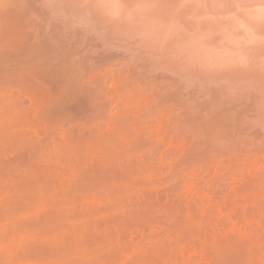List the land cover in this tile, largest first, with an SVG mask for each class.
I'll list each match as a JSON object with an SVG mask.
<instances>
[{"label":"bare ground","instance_id":"1","mask_svg":"<svg viewBox=\"0 0 264 264\" xmlns=\"http://www.w3.org/2000/svg\"><path fill=\"white\" fill-rule=\"evenodd\" d=\"M124 67H125V69L127 68L126 70H127V72H129V73H126V75L129 74L127 76L128 78H126V79L127 80L129 79L128 81L132 84V86H134V88L132 87L133 89L130 91V93L128 92L129 94H127V95L123 94L125 97L120 98V99H124V101H126V104L124 105V109L121 105H119L123 109L121 111L122 113L120 112L121 114L119 113V116L113 117V113H111V111L106 113L107 106L111 105V103H110V101H111L110 100V97H111L110 93L111 92H110V86L108 85V82L111 80L112 76L114 75V72H117L119 74V72H121L123 70L122 68H124ZM126 70L125 71L123 70L124 71L123 73H125ZM118 74H117V76L122 77ZM121 74H122V72H121ZM114 76H116V74ZM124 78H125V76L123 77V79ZM120 79H122V78H120ZM113 81H114V77H113ZM122 81H125L126 84L128 83L127 85H129V82L126 81L125 79ZM122 81H121V84L124 83ZM118 82H119V80L117 82H115V83H117V86L119 84ZM136 82H138L137 87L135 86ZM147 83L148 84L151 83L152 84L151 87L154 88V91L151 90L153 92L152 93L153 95H150L153 97V98L151 97L152 100L148 102L147 99L150 97L149 95H148V98L145 99L146 100L145 103L147 102V105L146 104L145 105L147 106L146 108L149 109V113H150L149 115L151 116L152 113H153L152 115H155V113H157V112H160L159 114H162L165 112V111L162 112L163 110L172 112V115H173V112L175 111V113L178 114L177 123L181 126L184 133L186 132L188 135H191L193 137V140H192L189 136L191 142L186 139L187 142H189L188 144H191L193 141V144L191 146L192 148L190 149V147L186 146L185 148L188 151L186 150L187 151L186 153H185V151L183 152V150L181 151V152H183L181 154V157L183 156L180 159L181 161L177 160L180 158L179 155H178L179 158L176 159L178 162H182L181 164L177 162L178 164H180V168L182 167L181 165L183 163L185 165L186 164L188 165V163L192 162L193 160H195V161L201 160V161L207 162V161H213L214 158L216 160L217 159L216 157L219 155L227 156V154L229 155L228 152L234 148H237L241 151L244 148L247 150V152H248V149H252L255 153L257 150H261V153H263V155L261 154L262 158H264V0H0V134H2L3 132L6 133V135H5V133H3V134L6 136L4 139L6 141L8 140L6 142L7 144L9 141L10 142L14 141L15 143L18 141V144H19V140H20L21 135H20L19 140H18L17 139L18 135L15 134L16 133V131H15L16 122H14V121L17 120L18 118H20L19 120H23V119L25 120V118H27V115L29 114V113L26 114L25 115L26 117L21 119V117H23L22 116L23 114L21 112L22 109H20V106L22 108V106H24V105L22 104V102H19L22 104V105H20L19 103H16L15 101H13L12 100L13 97H11L12 96L11 92H10L11 93L10 95H7V93H4L7 90L10 91L11 89H9V88H12V89H13V87L19 88L20 89L19 91H22V92L23 91L25 92L27 90L28 94H30V96H32L34 99V104L31 102L34 105L33 109H35V105L37 108V109H35L36 112L34 111V113L36 114L38 111V113H37L38 116L41 115V117L44 121L53 122L56 119L58 120V118H60V117H64V116L67 117V116H72V115H73L72 117H74V115H79V114H80V116H78V117L76 116L77 119L81 116L82 117L84 116L86 118V121L87 120H93L95 118L98 119L100 117L103 118V116H105L104 119L107 118V120L106 119L105 120L103 119V120L107 121V124L109 125V127L107 126L109 131L106 130L107 128L103 129V132L108 131L106 134H104V133L101 134V132L99 131L103 127L101 129L100 128L98 129L99 132L96 130L95 127L90 128L91 130L88 128L89 129L88 131H85V129H82L85 126L79 127L81 130L76 132L75 134H73V138L71 140L73 143H70V145H72L71 146L72 152L71 151L70 152L73 154V155H71V157L74 156L73 158H75V159L72 158L73 161L71 160V157L69 156L71 153L69 152V150H68L69 153H66L67 154L66 156L70 157L71 162H76L80 166L82 165L81 167H83V168H81V169L85 170L84 174H86L87 181L91 184V186L94 185L93 186L94 188H96V189L100 188L99 190L101 193L103 190L107 189L108 186H110L109 185L110 183H112V184L117 183V182H114V180L117 181V176H119V174H117V173L119 171L121 172V170L118 171V169H119V167L121 169L122 163H123V162H121V160H122V155L120 154L121 148L125 147L127 145L126 143H128L131 145V146L127 145V146H129V149H131V151L133 153L135 152V154L138 153L137 155L140 156L141 155V154H139L140 151L143 152L142 150L145 149L146 146H148V142H149L148 139H150V137L149 138L147 137V139H146V137H144V135H145L144 131H146V132H148L149 130L153 131L154 129H152L151 128L152 126H150L152 124L149 125L148 122L146 121L145 123H147V124L142 125V123L144 121L141 122L142 120H137L138 114H139L138 111L141 110V109H139L140 108L139 104H141L139 101L142 99L141 94H143V93L146 94V92L149 91V89H146V92L144 91L143 84H144V86H147L148 85ZM112 84H114V83L112 82ZM124 84H123V86L126 85V84L125 85ZM4 86L6 88L5 89L6 91L4 90V92H3ZM149 86H150V84H149ZM2 87H3V89H2ZM114 87H112V88H114ZM23 88H25L26 90H24ZM118 88H120V87H117V89L114 88L116 93H119L120 91L123 92L121 88H120V90ZM128 89H129V86H128ZM14 90H16V89H13V92H14ZM111 90H113V89H111ZM113 94L111 93L112 96H113ZM117 95H120V94H117ZM13 96H15L16 98L18 97L17 95H13ZM127 96H129V97H127ZM144 97H146V96H144ZM115 98H117V97H115ZM142 100H144V99H142ZM142 100H141V102H142ZM108 101H109V103H108ZM124 101H122V104ZM116 102H118V101H116ZM148 103H150V104L148 105ZM116 104H118V103H116ZM115 106H118V105H115ZM121 107H119V108H121ZM143 111H144V109H143ZM116 112L117 111H115V113ZM108 113L111 114L112 116H107ZM143 113L146 114L147 111H146V113L145 112H143ZM177 114H176V116H177ZM98 115H102V116L98 117ZM141 115H142V112H141ZM141 115L139 114V119L141 118ZM143 115H142V117H143ZM167 116L171 117L170 114H168ZM167 116L166 117L164 116V117L167 118ZM84 117L82 119L85 120ZM136 117H137V119H136ZM153 117H154V120L156 121L157 117L156 118H155V116H153ZM172 118H174V117H172ZM60 119H62V118H60ZM63 119L65 120V118H63ZM74 119H75V117H74ZM97 119H95V124H96V121L98 122ZM19 120H17V124H18ZM39 120H40L39 121L40 123L39 122L38 123L41 125V122H43V120L42 121H41V119H39ZM66 120H67V118H66ZM99 121H101V120H99ZM155 121H153V119H152L151 122H155ZM172 122H173V120H172ZM57 123H58V121H57ZM62 123H63V121H62ZM69 123H70V121H69ZM72 123H74V122H72ZM149 123H150V121H149ZM44 124H46V123H44ZM49 124H46V125H48L47 126L48 129L50 126ZM84 124L86 125V123H84ZM88 124H89V121H88ZM92 124H94V123H92ZM103 124H105V123H103ZM154 124H155L154 126L157 125V123H154ZM24 125H26V122ZM54 125H56V122ZM148 125L150 126L151 129L148 128L149 127ZM176 125L177 124H174V127ZM74 127H70V128L73 129ZM96 127H97V125H96ZM31 128H32V126H31ZM75 128H76V130H79V129H77V127H75ZM157 128H158V125H157ZM176 128H178V125ZM50 129H51V126H50ZM53 129H54V127H53ZM72 129H70V130H72ZM32 130H34V129H32ZM74 131H75V129H74ZM157 132H158V130H157ZM131 133L135 136L134 137V139L136 138L135 140H128V139L132 138V137L127 138V136L130 135ZM55 134H57V133H55ZM164 134H161V135L163 136ZM182 134H183V132H182ZM187 134H186V136H187ZM150 135H151V131H150ZM155 136L151 137V139L152 138L156 139L157 136L156 137ZM174 137H175V135H174ZM181 137H182V135L179 138L181 139ZM179 138L176 141H178ZM182 139H183V137H182ZM23 140L21 139L20 142ZM160 140H162L161 137H160ZM163 140H164V138H163ZM166 140H165V145L169 149L170 148L169 146L171 144L169 145L168 143H170L171 141H169L168 139H166ZM171 140H173V139H171ZM28 141H30V140H28ZM37 141H39V140H37ZM180 141H184V140H179V142ZM121 142H124L125 145ZM145 142H147L146 146H145ZM179 142H177V145ZM11 143L8 145L10 146ZM27 143H29V142H27ZM65 143H62V145H65ZM157 143H159V141ZM163 143L164 142H162V144ZM172 143L174 144V141H172ZM21 144H23V142ZM120 144H121V148L119 147ZM122 144H123V146H122ZM179 144H181V142ZM182 144L185 145V143H183V142H182ZM70 145H69V147H70ZM151 145H149V146H151ZM172 146L173 145H171V148H172ZM174 146H176V145H174ZM181 146L178 145L177 147H179V148H177V147L176 148L180 149V148H182ZM57 147H59V146H57ZM63 147L64 148L67 147L66 149L69 148L68 146H66V147L63 146ZM72 147H73L74 151L72 150ZM131 147H133V149H135V151H133ZM23 148H24V146H23ZM27 148H29V147H27ZM64 148H63V150H64ZM125 148H127V147H125ZM152 148H154V147H152ZM176 148H175V150H176ZM2 150H3V148H2ZM35 150H37V149H35ZM48 150L50 151V149H48ZM56 150H58V149H56ZM175 150H173L174 152L170 150L167 153L172 152L174 155L175 154L177 155V153L178 154L180 153L179 151L175 152ZM41 151H43V150H41ZM122 151H123V148H122ZM125 151L128 152L129 150H125ZM153 151H154V149H153ZM0 152H1V150H0ZM73 152H75V154ZM145 152H147V151H144V154H145ZM155 152H157V151H155ZM236 152H238V151H236ZM259 152L260 151H258V153ZM33 153L35 154V152H33ZM95 153H98V154H95ZM99 153H100L101 157L98 156ZM124 153L125 152H123V155L125 156ZM133 153L132 154L126 153V155L129 154L131 157L133 155ZM164 154H166V153H164ZM244 154L245 153H243V155ZM251 154H254V153L252 152ZM48 155L50 156V154H48ZM48 155H46V158L48 157ZM53 155L55 156L54 153H53ZM58 155L59 154L56 155L57 158H58ZM96 155L100 158H97ZM129 155H128V157H129ZM174 155H172V156L174 157ZM255 155L257 156V153L252 155V156H255ZM9 156H7V157H9ZM54 156H52V157H54ZM66 156H64V157L66 158ZM250 156H248V157H250ZM32 157H34V156H32ZM144 157H145V155H144ZM10 158L11 157H9V159ZM49 158H51V156ZM55 158L56 157H54V159ZM95 158L100 159V164L98 163L99 160L96 161ZM229 158L230 157L228 156V159ZM236 158L239 159L238 156H235V160H236ZM7 159H6V162H7ZM16 159L13 158V160H16ZM62 159H60V160H62ZM107 159H108V163L114 162L115 160L117 161V159H118V162L120 160L121 166H120V164L119 165L117 164L118 167H115V168H118V169L114 168V172H116V170H117L118 171L117 173L113 174V172L111 170L112 168L110 167V165H111L110 163L104 164V165L102 164L103 163L102 161H104V163H105V162H107L106 161ZM127 159H128V161L130 160L129 158H127ZM1 160H3V159H1ZM10 160L12 162V159H10ZM58 160H59V158H58ZM111 160H113V161H111ZM248 160H250V159H248ZM255 160H257V157L255 158ZM39 161H41V159ZM116 161H115V163H116ZM229 161L233 162L231 160H229ZM21 162H19V163H21ZM44 162H42V163H44ZM55 162H57V161H55ZM94 162L98 163L101 166H99L98 164L96 165ZM214 162H216V161H214ZM262 162L264 164V159H262ZM147 163L149 164L150 162L148 161ZM147 163H145V165ZM196 163H198V161ZM223 163H224L223 161L222 162L220 161V165H223ZM241 163H240V165H241ZM255 163H256V161L254 162V165H256ZM12 164H13V162H12ZM72 164H74V166L77 165V164L75 165V163H72ZM257 164H258V162H257ZM260 164L261 163H259V165ZM43 165H45V163ZM117 165H114V166H117ZM192 165H195V164L192 163ZM220 165L218 164V168L221 167ZM237 165H239V164L237 163ZM10 166H11V163H10ZM10 166H8V164H7L6 168L0 166L1 167L0 168V196H3V197H1L2 199L0 198V204L2 203L4 196L6 198V196H7L6 194L9 193L8 191L11 192L12 191L11 188H12V186H14L12 184L14 183L13 181H15V180L12 178H11V180H9V178L11 176L13 177L15 175H16L15 177H17L18 171L16 172V170H15L16 168H14L13 166H11V167ZM40 166H41V164H40ZM252 166L253 165H251V167ZM19 167H20V165H19ZM45 167H44V169H45ZM59 167H60V165H59ZM132 167H134V166H132ZM195 167H196V165H195ZM228 167H229V164H228ZM232 167L233 166H231V168ZM258 167H261V166H258ZM262 167H263V165H262ZM33 168H34V170L36 169L35 166ZM67 168H69V167H67ZM123 168H124V172H125V167H122V169ZM126 168H127V166H126ZM141 168H140V170H141ZM145 168H147V166ZM145 168H144V171L146 170ZM232 169H234V168H232ZM18 170L22 171V169H18ZM28 170H29V172H32V171H30V169H28ZM34 170H33V172L35 173V171L37 169L35 171ZM51 170H53V169H51ZM128 170H130V169H127V171ZM131 170L129 172H131ZM183 170H185V169H183ZM228 170H230V167ZM235 170H236V168L233 171H235ZM54 171H55V169H54ZM54 171H53V173H54ZM67 171H70V169H68ZM138 171H139V169H138ZM144 171H142V172H144ZM147 171H149V170H147ZM212 171H214V170H212ZM14 172L16 173L15 175H14ZM49 172H50V170L48 171V173ZM61 172H62V170H61ZM70 172H71V174H73L72 171H70ZM32 173H31V175H32ZM109 173L110 174L112 173L113 178H116V179L112 178V180H110L109 176H112V175H110ZM121 173H123V172H121ZM185 173H187V172H185ZM234 173H233V175H234ZM22 174H25V173L23 172ZM45 174H46V172H45ZM64 174L65 175L67 174L66 171L63 173V175ZM115 174H117V175H115ZM178 174H179V172L177 171V175ZM46 175H47L46 177L51 179L53 174H46ZM54 175H53V179H54ZM59 175H60V173L58 174V179L61 180L59 182L60 183L62 182V184H64L65 181H62V179L65 175L64 176L63 175L59 176ZM114 175L116 177H114ZM122 175H124V173L121 174V177H122ZM146 175H148V174L146 173ZM146 175H144V176H146ZM173 175L171 174L172 177H173ZM29 176H30V173H29ZM32 176H34V175H32ZM61 176H62V178H61ZM68 176H67V178H68ZM148 176H150V174ZM148 176H147V178H148ZM230 176H232V172H231ZM15 177H13V178H15ZM35 177L37 179V175ZM41 177L42 176H40V178ZM127 177H129V176H127ZM211 177H210V179H212ZM43 178L45 179V177H43ZM124 178H123V180H124ZM17 179L19 180V176ZM20 179L22 180L23 178H20ZM44 179H42V180H44ZM50 179H49V182L51 180L53 181V179H51V180ZM55 179H56V177H55ZM119 179H121V178H118V180ZM259 179H261V178H259ZM18 180H16V181H18ZM65 180H66V178H65ZM69 180L70 181L73 180L72 182H74V183H71L69 181L71 183L70 184L71 186L70 187L67 186V187H69V189H70V188H72V185L74 184L75 187L73 186V190H75L74 188L78 187V182H76L77 186L75 185V181H77V180L72 179V177ZM127 180H124V181H127ZM10 181H12V184ZM46 181H47V179L45 180V182ZM121 181H122V179H121ZM121 181H119V182H121ZM128 181H127V186H128ZM199 181H201V180H199ZM261 181H262V183H260V184L263 185V187H262V190H263V188H264V177L262 178ZM39 182H41V181H39ZM42 182H44V181H42ZM57 182H58V180H57ZM67 182H68V180H67ZM52 183L54 184V182H52ZM221 183H223V182L221 181ZM20 184L21 183L19 182V185ZM39 184L40 183H38V185ZM56 184H54L55 187L59 185V184L58 185H56ZM66 184L68 185V183H66ZM82 184H84L83 181H82ZM170 184H172V183H170ZM19 185H17V186H19ZM31 185L32 186L34 185L33 182H31ZM36 185H37V183H36ZM41 185L39 187H36V186L33 187V188H35V187L37 188L36 190L34 189L35 193L32 192L33 195L31 194L32 196H34V199L30 200L28 198L32 199V197H28L27 199H28V201L30 200V202L25 203L26 205L20 206V208L24 207L23 209H21V211H19V209H18L17 211H19V212H17L16 210L12 209L9 212V208H8L9 213L6 211L8 214H6V213L4 214V212H3L4 216L5 215L6 216L4 217L2 215V217H4V218L0 217V264H28L27 261L29 259H27V258L28 257L31 258L30 256H32L33 254L34 255L35 254H39V255L46 254V255H48L46 257L49 260L48 261L46 259L48 264H67V263L73 264V262L74 263L80 262V264H82V263H84V261H85V264L87 262H92V263L97 262L98 263V261L100 264V260H97V259H102L103 255H104L102 253H104L108 250H110V251L112 250L111 253H114V252H115V254H116V252L119 253V257H121L120 255H123L124 258L130 257L129 258L130 260L127 262H129V263L132 262L134 264L136 262L138 263L139 258H141V261L144 260L145 264H170L169 261H174L173 259L170 260L171 258L167 259L168 258L167 256H165L163 258L162 253H161L162 249L159 248L160 250H158V249H155V247H154V249L151 248V250L149 249V251H143L144 252L143 254H141L142 252L140 254L138 253L140 256L136 255L138 257V260L136 261V259H137L136 258L134 260L136 262H134L133 261L134 258H131V257H135V255H134L135 253L132 252L134 254H132V256H130V253L128 252V250L129 251L131 250L130 247H129V249H127V248L121 246L119 241H117V239H119V238L112 235L111 233L105 232L106 231L105 229H104L105 231H102L100 229H99L100 230L99 231L97 229L98 226L97 225L93 226L94 224L93 225L91 224L92 225V228H91L92 233L90 231H88L92 234V235H90V238L93 240V244H91L92 248H90L91 245L90 246L88 245L90 243L85 244L84 243L85 241L84 242L81 241L84 238V235H86V234H82V233L83 232L86 233V230L84 229V227L81 229V227H80L81 225L79 226V223L77 224L76 220L74 221V219H76V218H74V219L72 218L73 216L75 217V216H79V215H77L76 213H74L75 215H71V213H70V212H72V209L70 210L71 207H69V208L65 207L64 208L62 205L57 206L56 202H55L56 206L53 205L54 204L53 201H57L58 199L62 200L61 202L58 200V204L62 203L63 201L65 202V204L67 202V199L64 200L62 198H59V196H57L59 191H60L58 189H59V187H62V186L59 185L58 187H56L58 189L55 188L56 190H54V187H53L54 185L52 186L53 189L51 187V189L54 190V192L57 191V193H55L56 199H57L56 200L54 197L55 194H53L50 190H46L45 187L47 185L44 187L45 189L43 188L44 185L43 186H41ZM129 185H130V181H129ZM15 186L13 188H15ZM17 186L15 189H13V191H15L16 189L18 190ZM130 186H132V184ZM136 186H138V185H136ZM225 186H226V184H225ZM20 187L22 188L21 185H20ZM83 187H85V186H83ZM27 188H29V187H27ZM27 188H25V189H27ZM101 188L103 190H101ZM78 189L79 188H76V191H75L77 193L76 195L81 197V194L79 193L80 191H78ZM109 189H107L105 191L110 192ZM130 189H131V187H130ZM259 189H261V187H259ZM27 190H28V192H24V193L21 192L23 194V196H24V194L30 195L31 191H33L32 189H31V191L29 189H27ZM61 190H64V189L62 188ZM84 190H86V189H84ZM97 190H96V192H97ZM184 190H185V188H184ZM253 190H256V189L254 188ZM22 191H24V190H22ZM117 191H119V190H117ZM117 191H115V192H117ZM235 191H233V194L236 193ZM5 192H6V194H5ZM139 192H141V191H139ZM183 192H185V191H183ZM225 192H227V191H225ZM251 192H253V191H251ZM2 194H5V195H2ZM60 194H61V192H60ZM65 194H66V192H65ZM124 194H126V193H124ZM195 194L196 193H194V195ZM254 194L255 193H253V195ZM82 195H84V194H82ZM101 195L102 194H100V200H103V199H101ZM121 195H122V193H121ZM141 196H143V195H141ZM8 197H10L12 199L11 195ZM13 197H14V195H13ZM21 197H22V195H21ZM86 197L87 196H85V198ZM52 198H54V199L50 202L49 200H51ZM63 198H65V197H63ZM27 199L25 201H27ZM86 199H88V198H86ZM91 199H89V200H91ZM96 200H98V199H96ZM235 200L237 201L236 198H235ZM7 201H6V204H8ZM17 201H19V200H17ZM69 201H70V199H69ZM247 201H249V200H247ZM252 201H256V199L255 200L253 199ZM48 202H50V203H48ZM94 202H96V201H94ZM113 202H115V201H113ZM10 203H12V202H10ZM51 203L53 206L49 205ZM70 203H71V201H70ZM105 203H108V202H105ZM84 204H85V202H84ZM86 204H88V203L86 202ZM96 204H98V203H96ZM100 204H102V202L99 203V205ZM227 204L229 205V203H227ZM9 205H11V204H9ZM14 205H15V203H14ZM88 205H91V204H88ZM88 205H87V207H88ZM180 205H182V204H180ZM71 206H72V208L74 207V205H71ZM101 206L102 205H100V207ZM135 206H136V204H135ZM142 206H145V205H142ZM254 206H257V205L255 204ZM81 207H84V206L82 205ZM110 207H111V205H110ZM110 207H109V209H110ZM137 207L139 208L138 204H137ZM162 207H164V206H162ZM219 207H220V205H219ZM11 208H13V206ZM14 208H16V207H14ZM67 208H68V210H70L69 213H67L68 212ZM92 208H94V207H92ZM262 208H264V207H262ZM74 209H76V207H74ZM149 209H151V208H149ZM258 209H260V207ZM3 210H4V208H3ZM141 210H142V208H141ZM175 210H178V209L176 208ZM209 210H211V208H209ZM209 210H207V211H209ZM261 210H259V211H261ZM123 211L125 212V210H123ZM0 212H2V211H0ZM102 212H104V211H102ZM138 212H140V211H138ZM107 213L109 214V212H107ZM221 213H222V211H221ZM68 214H69V216H72L71 217L72 219L68 216ZM104 214L102 213L100 215L103 216ZM114 214H116V213H114ZM122 214H120V216ZM110 215H109V217H112V215L111 216ZM123 215L125 216V214H123ZM205 215L207 216V214H205ZM25 216H27V217H25ZM30 216L31 217L34 216V218H36V220L32 219ZM91 216H93V215H91ZM139 216L141 217V215H139ZM210 216H212V215H210ZM24 217L26 219L28 218L30 220L29 221L27 219L28 223H31V225H32V226L30 224H29L30 226L28 225L30 227L29 229L26 226L27 220L26 219L24 220ZM30 218L32 220L36 221V223L33 222ZM80 218H81V215H80ZM182 219H183V216H182ZM223 219L226 220V217ZM23 220L25 221V223ZM80 220L82 221V219H80ZM96 220H98V219H95V221ZM124 220L127 221L126 217ZM162 220H164V218ZM77 221H78V219H77ZM87 221H88V219H87ZM92 221H94V220H92ZM95 221H94V223H95ZM159 221H160V219H159ZM179 221H181V220H179ZM185 221L191 223L190 219L189 220L187 219ZM32 222L34 223V225L32 224ZM99 222H100V220H99ZM23 223H24V226H23ZM117 223H118V221H117ZM193 223H194V221H193ZM83 224H82V226H84ZM181 224L182 223H180L178 225H181ZM213 224H215V223H213ZM115 225H116V222H115ZM218 225H220V224H218ZM113 226H114V224H113ZM186 226H187V224H186ZM189 226H191V225L189 224ZM31 227L33 230H35V228H36V230H37L36 233L39 234V236L41 234V236H40L41 238H38L39 240H35V239H37L38 235H36V233H34L35 231L33 232ZM33 227H35V228H33ZM110 227H112V226H110ZM122 227L123 226H121V228ZM179 227H181V226H179ZM125 228H126V226H125ZM127 228H129V227H127ZM175 231L173 232L174 235H175ZM244 231H245V229H244ZM222 232H223V229H222ZM166 233H167V231H166ZM227 233H228V231H227ZM118 234H120V232ZM133 234L131 237H133ZM178 234H179V231H178ZM212 234H214V233H212ZM34 235L36 236V238ZM180 235H178V237H180ZM119 236H121V234ZM159 236H161V235L159 234ZM228 236H229V233H228ZM230 236H232V235L230 234ZM122 237H124V236H122ZM196 237L194 236V238H196ZM215 237L217 238V236H215ZM85 238H86V236H85ZM185 238H187V237L185 236L184 239ZM223 238H224V236H223ZM86 239H89V236ZM166 239L168 241L170 240L168 238H166ZM199 239H203V238H199ZM229 239H230V237H229ZM242 239H244V238L242 237ZM14 240L19 241V243H18V245L14 244L15 246L13 245L14 247L13 246L12 247L15 249L11 250V251H13V252L15 251V253L17 251L18 257L16 259H14V261L13 260L9 261L10 259H8V260L6 259V261H5V259H4L5 256L10 254L11 251H10V253H8L9 252V250L7 249L8 247H7V245L4 247V245L7 244L8 242H11ZM161 240L163 241V239H161ZM172 241H174V240H172ZM172 241H170V242H172ZM200 241H202V240H200ZM227 241H228V239H227ZM139 242H140V240H139ZM174 242L176 243L177 241H174ZM144 243H146V242H144ZM178 243H179V241H178ZM209 243H210V241H209ZM127 244H128V242H127ZM182 244H184V243H182ZM212 245H213V243H212ZM231 245H228V246L235 247L236 244L233 243ZM23 246H26L27 250H26V247L24 248ZM133 246H135V245L133 244ZM228 246L225 245L224 247L226 248ZM206 247H207V245H206ZM206 247H205V249H207ZM250 247H251V245L249 246V248H247L248 250H246V253H244V250H242L243 254H241L242 251H240L241 253L239 254L237 252L240 249L239 247H238L239 249L236 250V252H235V254L237 253V255H241V257H243V262H244V260L247 259L248 263L245 261L247 264H253L252 262L255 261L254 259H257L256 257L258 256V255L257 256L252 255L254 253L252 250H249V249H252L254 247H252V248H250ZM181 248L184 249L183 247H181ZM210 248H211V246H210ZM210 248H208V249H210ZM225 248L223 249L224 251H225ZM242 248L244 249L243 246H242ZM173 249H175V248L173 247ZM137 250L139 251L138 248H137ZM146 250H148V249H146ZM165 250L168 252L167 249H165ZM176 250H177V248H176ZM178 250H180V249H178ZM216 250H217V248H216ZM230 250H232V249H230ZM92 251L98 252V254H100L102 257L98 258L100 256L96 255V254H95V256H92L91 255L93 253ZM189 251H188V253H189ZM213 251H215V249ZM227 251L228 250H226V252ZM215 253H216V251H215ZM220 253H223V252H219V254ZM108 254H109V252H108ZM190 254H188V255H190ZM206 254H207V252H206ZM244 254L245 255L247 254V256L248 255H250V256L245 257V259H244V256H245ZM141 255L144 259L141 257ZM172 255L173 254L170 253L169 257L170 256L173 257ZM14 256H15V254H14ZM251 256L252 257L254 256V258H252ZM234 257H237V256H234ZM43 258L45 260V257H43ZM180 259H181V257H180ZM261 259H262V257H261ZM34 260H35V258H34ZM236 260H238V257ZM250 260H251V263H249ZM257 260L254 264L257 263ZM29 261H31V260H29ZM141 261H139V262H141ZM41 262H42L41 264H44L43 261H41ZM144 262L142 261L141 263L144 264ZM198 262H199V260L197 261L196 264H198ZM234 262L235 261H233V264H234ZM237 262H240V261H236V264H237ZM118 263H119V261H118ZM122 263H124V262H122ZM173 263L174 262H171V264H173ZM209 263H210V261H209ZM262 263L264 264L263 261H262ZM88 264H90V263H88ZM115 264H116V262H115ZM183 264H184V262H183ZM221 264H222V261H221Z\"/></svg>","mask_w":264,"mask_h":264},{"label":"rangeland","instance_id":"2","mask_svg":"<svg viewBox=\"0 0 264 264\" xmlns=\"http://www.w3.org/2000/svg\"><path fill=\"white\" fill-rule=\"evenodd\" d=\"M124 71L127 69H125V67L124 68H122ZM121 71L122 72V74H121V72H119V74L117 73V72H114V75L116 74V76H112V78H111V80L108 82V85L110 86V92L113 94V96L111 95V93H110V103H111V105L110 106H107V108H106V113L107 112H110L111 111V113H113V117H117V116H119V113L124 109V105L126 104V101H124V99H120L121 97H125L123 94H125V95H127V94H129L130 93V91L134 88V86H132V84L126 79V78H128L127 76L129 75V74H127L126 75V73H129V72H127V70H126V72L125 73H123L124 71ZM117 74L118 75H120V76H122V77H119V76H117ZM125 76V80L126 81H128L129 82V85H127L126 84V82L125 81H122V80H124L123 79V77ZM113 77H114V81H113ZM117 77V78H116ZM120 78H122V79H120ZM117 79V80H116ZM119 80V84H118V86H117V83H115V82H117ZM122 82H124V83H122L121 84V81ZM112 82L115 84H112ZM110 83V84H109ZM123 84L125 85V86H123ZM137 84H138V82H136V87H137ZM148 84V83H147ZM149 84H150V86H149ZM147 86H144V84H143V87H144V91L146 92V89H149V91L148 92H146V94L145 93H143V94H141V98L142 99H144V100H142V102H141V100L139 101L141 104H139L140 105V108L139 109H141L140 111L142 112V115L144 114L143 112H145L146 113V111H147V113L146 114H144L143 115V117H142V115H141V112L140 111H138L139 112V114L141 115V118L139 119V114H138V119H137V117H136V119L137 120H142L141 122H143L142 123V125L143 124H147V123H145L146 121L148 122V124L150 125V124H152V125H150V126H152L151 128L152 129H154L153 131L152 130H149L148 132H146V131H144V137H146V139H147V137L149 138L150 137V139H148V141L150 142H148V146H146L147 145V142H145V149H143L142 151L143 152H141L140 151V153L139 154H141L140 156L139 155H137L138 153H136L135 154V152L133 153L132 151H131V149H129V146H131L130 144H128V143H126L127 145H129V146H125V147H127V148H125V147H122L123 148V151H122V148H121V144H120V148H121V150H120V154L122 155V160H121V162H123L122 163V167H125V172H124V168L122 169V167H121V169H120V167H119V169L118 168H115V167H118V165L120 164V166H121V162H120V160H119V162H118V159H117V161H116V163H115V161L114 162H109L111 165H110V167L112 168L111 170H112V172H113V174L114 173H117L119 170H121V172H123L124 173V175H122V177H121V174H123V173H121L120 171V173L118 172L117 174H119V176H117V181H115L114 180V182H117V183H114L113 181V183L114 184H112V183H110L109 185L111 186H108L107 187V189H109L110 190V192H108V191H105V190H107V189H105V190H103L102 188H101V190H103L101 193H100V188L97 190L96 188H94L93 186L94 185H92L91 186V184L87 181V179H86V174H84V171L85 170H83V169H81V168H83V167H81L79 164H77L76 162H71V160L73 161V159H75V158H73L74 156H72L71 157V155H73L71 152V146L72 145H70V143H73L71 140H72V138H73V134H75L76 132H78V131H80L81 129L79 128V127H84V128H82V129H85V131H88L90 128H92V127H95L96 128V130L98 131V129L100 128H102L101 130H99L100 132H101V134L102 133H104V134H106L108 131H109V129L107 128V126L109 127V125L107 124V121H104L105 119L107 120V118H105L104 119V117L105 116H103V118H101L100 116H102V115H98V117H100V118H95V119H97L98 120V122L96 121V124H95V119H93V120H87L86 121V118H85V120L84 119H82L83 117L81 116V117H79L78 119H77V117L78 116H80V114L79 115H74V117H75V119H74V117H72V116H64V117H60V118H62V119H60V118H58V120L56 119L55 121H53V122H48V121H44L43 119H42V117H41V115L40 116H38V111H37V113L35 114L34 113V111L36 112V110L35 109H37L36 108V105H35V109H33V104H34V99H33V97L32 96H30V94H28V91L25 89V88H23L24 90H26L24 93L22 92V91H19L20 89L19 88H15V87H13V89H16V90H14V92H13V89L12 88H9V89H11L10 91H6L5 89V86H4V89H3V87H2V89H3V92H4V90L6 91V92H4V93H7V95H10L11 93V97H13V101H15L16 103H19V102H22V104L24 105V106H22V108H21V106H20V109H22L21 110V112H22V116L23 117H21V119H23V118H25L26 116V114H28L27 115V118H25V120L23 119V120H19L20 118H16L17 120H19V122H18V124H17V120H15L14 122H16V124H15V131H16V135H18V137H17V139L19 140V137H20V135H21V137H20V140L22 139H24L23 141H21L20 142V140H19V144H18V141L15 143L14 141H9L10 143H11V145L9 146L8 144H10L9 142H8V144L6 143L7 141L4 139L6 136V133L5 132H3V133H5V135L3 134H0V142L2 143H0V150H1V152H0V158L1 159H3V160H1L0 161V166L1 167H5L6 168V166H7V164H8V166H10V163H11V166H13L14 168H16L15 170H16V172H17V177H15L16 175V173L14 172V175L15 176H13V177H15V178H13L12 176L9 178V180H11V178L12 179H14L15 181L16 180H18L17 178H18V176H19V182L21 183L20 185L22 186V188L20 187V185H19V182L18 181H13L14 183L12 184V181H10L11 182V184L12 185H19V186H17L18 187V190L16 189L15 191H13V189H15L16 188V186H15V188H13L14 186H12V188H11V192L10 191H8L9 193L8 194H6V192H5V194L7 195L6 196V198H5V196H4V198H3V201H2V203L0 204V211H2V212H0V217H2V215L4 216V214L6 213V214H8L12 209H14V210H18L19 209V211H21V209H23V208H20V206H22V205H26L25 203H29L30 202V200H33L34 199V196H32L33 195V193H35V190L37 189L36 187H39L41 184V186H43L45 183V185L43 186V188L45 187L46 188V190H50L53 194H55V193H57V191L56 192H54V190H56V189H58V188H56V187H58L59 185L60 186H62V187H59V189L58 190H60L59 191V193H58V195L57 196H59V198H62V199H64V200H66L67 199V202H66V204H65V202L63 201L62 203H59L58 204V200L56 199V194H55V199L57 200V201H53V205L54 206H63L64 208L65 207H71L70 208V210L72 209V212H70L71 213V215H75L74 213H76L77 215H79V216H69V214H68V216L71 218H76V219H74V221L76 220V222H77V224L79 223V226L81 227V229L84 227V229L86 230V233H82V234H86V235H84V238H85V236H86V238H88V236H89V239H82L81 241H85L84 243L85 244H88V243H90V244H88L89 246L91 245V244H93V240L90 238V235H92L91 233H92V225L93 226H95V225H97L98 226V230L100 229V230H102V231H105V232H107V233H111L112 235H114V236H116L117 238H119V239H117V241H119V243H120V245L121 246H123V247H125V248H127V249H129V247H130V251L128 250V252L130 253V256H132V254H134L135 255V257H131V258H134L133 259V261L136 259V261L138 260V255L141 253V254H143L144 252L143 251H149V249L151 250V248L152 249H154V247H155V249H158V250H160L159 248H161L162 249V256H163V258L165 257V256H167L168 258L167 259H169V258H171L170 260H174V261H169V263L171 264V262H174L175 264H183V262H184V264H196L197 263V261L199 260V262H198V264H221V261H222V264H233V261H235L234 262V264H236V261H240V262H237V264L239 263V264H243L245 261L247 262V259L246 260H244V262H243V257H241V255H237V253L235 254V252H236V250H238L239 248V251H237L239 254L241 253L240 251H242V250H244V253H246V250H248L247 248H249V246L251 245V247L250 248H252V247H254V248H252V249H249V250H252L253 251V253L254 254H252V255H255V256H257L256 258L258 259H254L255 261H253L252 263L254 264L255 262H256V260H257V263L256 264H263L262 263V261L264 262V208H262V207H264V188H263V190H262V187H263V185H261L260 183H262V178L264 177V164H263V162H262V159H264V158H262V155H263V153H261V150H257L256 151V153H257V160H255V156H252V155H254V154H256L252 149H248V152H247V150L246 149H242V151L241 150H239V149H237V148H234V149H232V150H230L228 153H229V155L227 154V156H225V155H219V156H217L216 158V160H215V158L213 159V161H201V160H193L192 162H190V163H188V165L186 164H182L181 166V168H180V164L182 163V162H178V161H181L180 159L183 157H181V154L185 151V153L188 151L185 147L186 146H188V147H190V149L192 148L191 146H192V144H193V141H192V143L191 144H188L189 142H187V140H189L190 142H191V140H190V138L193 140V137L191 136V135H188L186 132L184 133V131H183V129L181 128V126L177 123V117H178V114L177 113H175V111L173 112V115H172V112H169V111H166V110H163L162 112H164V113H162V114H159L160 112H157V113H155V115H152L151 114V116L149 115L150 113H149V109H147L146 107V105H147V102L145 103V99H147L148 98V95L150 96V95H153L152 93V91L151 90H153L154 91V88L153 87H151V83H149ZM120 85V86H119ZM146 85V84H145ZM115 86V87H114ZM128 86H129V89H128ZM112 87H114V88H116L117 89V87H120L121 89H122V91L123 92H119V93H116V91H115V89L114 88H112ZM133 87V88H132ZM120 88H118L119 90H120ZM125 88V89H124ZM131 88V89H130ZM152 88V89H151ZM22 89V90H23ZM111 89H113V90H111ZM125 91H124V90ZM115 91V92H114ZM127 91V92H126ZM11 92V93H10ZM129 92V93H128ZM150 92V93H149ZM149 93V94H148ZM117 94H120V95H116ZM145 94V95H144ZM13 95H17L18 97L16 98L15 96H13ZM143 95V96H142ZM144 96H146V97H144ZM115 97H117V98H115ZM127 97H129V96H127ZM151 97L152 96H150L147 100H148V102L149 101H151L152 99H151ZM153 98V97H152ZM120 99V100H119ZM127 99V98H126ZM20 100V101H19ZM113 101V102H112ZM116 101H118V102H116ZM122 101H124L123 102V104H122ZM33 104H32V103ZM120 102V103H119ZM31 103V104H30ZM108 103H109V101H108ZM115 103V104H114ZM116 103H118V104H116ZM20 105H22L21 103H19ZM18 104V105H19ZM26 104V105H25ZM146 104V105H145ZM150 103H148V105H149ZM109 105V104H108ZM115 105H118V106H115ZM119 105H121L122 107H123V109H122V107L121 106H119ZM112 107V108H111ZM115 107V108H114ZM119 107H121V108H119ZM142 107V108H141ZM145 107V108H144ZM143 109H144V111H143ZM29 110V111H28ZM119 110V111H118ZM115 111H117L116 113H115ZM26 112V113H25ZM137 112V113H138ZM167 112V113H166ZM122 113V112H121ZM120 113V114H121ZM72 114V113H71ZM70 114V115H71ZM74 114V113H73ZM76 114V113H75ZM78 114V113H77ZM109 114V113H108ZM107 114V116H112L111 114H109L108 115ZM157 114V115H156ZM165 114V115H164ZM168 114H170V116L171 117H169V116H167ZM176 114H177V116H176ZM35 115V116H34ZM68 115V114H67ZM116 115V116H115ZM149 115V116H148ZM166 117L167 116V118H165L164 116ZM21 116V115H20ZM77 116V117H76ZM137 116V115H136ZM153 116H155V118L157 119L156 121L154 120V117ZM40 117V118H39ZM97 117V116H96ZM149 117V118H148ZM153 117V118H152ZM160 117V118H159ZM169 117V118H168ZM172 117H174V118H172ZM63 118H65V120L63 119ZM66 118H67V120H66ZM70 120H69V119ZM112 118V117H111ZM147 118V119H146ZM171 118V119H170ZM39 119H41V121L43 120V122H41V125L39 124L40 122V120ZM73 119V120H72ZM104 119V120H103ZM152 119H153V121H155V122H151L152 121ZM170 119V120H169ZM27 120V121H26ZM61 120V121H60ZM79 122H78V121ZM82 120V121H81ZM99 120H101V121H99ZM172 120H173V122H172ZM29 121V122H28ZM35 121V122H34ZM57 121H58V123H57ZM62 121H63V123H62ZM65 121V122H64ZM69 121H70V123H69ZM88 121H89V124H88ZM104 121V122H103ZM149 121H150V123H149ZM158 121V122H157ZM25 122H26V125H24L25 124ZM39 122V123H38ZM55 122H56V125H54L55 124ZM72 122H74V123H72ZM76 122V123H75ZM91 122V123H90ZM39 125H38V124ZM44 123H46V124H49L50 126H51V129H50V126H49V129L47 128V126L48 125H46V124H44ZM82 123V124H81ZM84 123H86V125L84 124ZM92 123H94V124H92ZM103 123H105V124H103ZM154 123H157V125H158V128H157V125L156 126H154L155 124ZM165 123V124H164ZM177 124L178 125V128H176L177 127V125L174 127V124ZM103 124V125H102ZM19 125V126H18ZM23 125V126H22ZM28 125V126H27ZM35 125V126H34ZM46 125V126H45ZM77 127V129H79V130H76V128L74 127ZM79 125V126H78ZM94 125V126H93ZM96 125H97V127H96ZM105 125V126H104ZM148 125V126H149ZM169 125V126H168ZM173 125V126H172ZM31 126H32V128H31ZM57 126V127H56ZM88 126V127H87ZM150 126L148 127L149 129H151L150 128ZM39 127V128H38ZM53 127H54V129H53ZM70 127H74L73 129L72 128H70ZM146 127V126H145ZM155 127V128H154ZM169 127V128H168ZM174 127V128H173ZM30 128V129H29ZM44 130H43V129ZM89 128V129H88ZM107 128V129H106ZM32 129H34V130H32ZM70 129H72V130H70ZM74 129H75V131H74ZM87 129V130H86ZM103 129H106V130H108L107 132H103ZM22 130V131H21ZM42 130V131H41ZM64 130V131H63ZM68 130V131H67ZM91 130V129H90ZM157 130H158V132H157ZM160 130V131H159ZM19 131V132H18ZM38 131V132H37ZM57 131V132H56ZM71 131V132H70ZM83 131V130H82ZM98 131V132H99ZM105 131V130H104ZM150 131H151V135H150ZM174 131V132H173ZM24 132V133H23ZM59 132V133H58ZM157 132V133H156ZM161 132V133H160ZM173 132V133H172ZM182 132H183V134H182ZM55 133H57V134H55ZM157 135H156V134ZM165 133V134H164ZM23 134V135H22ZM132 134V133H131ZM130 134V135H131ZM161 134H164L163 136L161 135ZM175 135V137H174V135ZM182 135V137H183V139H182V137H181V139L179 138L181 135ZM186 134H187V136H186ZM26 135V136H25ZM130 135H128L127 136V138L129 137H132V138H130V139H128V140H135L134 139V135L132 134L131 136ZM157 137H156V136ZM173 135V136H172ZM179 135V136H178ZM186 137H185V136ZM62 136V137H61ZM153 136H155L156 137V139L155 138H152L151 139V137H153ZM189 136H190V138H189ZM61 137V138H60ZM64 137V138H63ZM160 137L162 138V140H163V138H164V140L162 141V140H160ZM168 137V138H167ZM173 137V138H172ZM60 138V139H59ZM173 139V140H171V139ZM179 138V140H186L185 142L184 141H180L181 142V144H179L180 142H179V140L178 141H176L177 139ZM3 139V140H2ZM69 139V140H68ZM166 139H170L169 141H171L170 143H168L169 145L171 144V145H173L172 146V148H171V145L169 146L170 148L168 149V147L165 145V140ZM28 140H30V141H28ZM37 140H39V141H37ZM144 140V139H143ZM5 143H4V142ZM34 141V142H33ZM159 141V143H157ZM167 141V140H166ZM172 141H174V144L172 143ZM23 142V144H21ZM27 142H29V143H27ZM61 142V143H60ZM66 142V143H65ZM161 142V143H160ZM162 142H164L163 144H162ZM177 142H179L178 143V145H182L181 147L182 148H180V149H177V148H179V147H177L178 145H177ZM182 142L183 143H185V145H183L182 144ZM62 143H65V145H62ZM121 143H123L124 145H125V143L124 142H121ZM21 144V145H20ZM25 144V145H24ZM28 144V145H27ZM34 144V145H33ZM60 144V145H59ZM70 145V147H69V145ZM123 144H122V146H123ZM152 144V145H151ZM167 144V143H166ZM32 145V146H31ZM36 145V146H35ZM149 145H151V146H149ZM154 145V146H153ZM161 145V146H160ZM174 145H176V146H174ZM10 148H9V147ZM23 146H24V148H23ZM29 147V148H27V147ZM35 146V147H34ZM57 146H59V147H57ZM63 146H68L69 148L68 149H66V148H64V150H63V148L62 147ZM166 146V147H165ZM21 147V148H20ZM33 147V148H32ZM42 147V148H41ZM44 147V148H43ZM152 147H154V148H151ZM161 147V148H160ZM177 147V148H176ZM2 148H3V150H2ZM37 149V150H35V149ZM39 148V149H38ZM62 148V149H61ZM132 148V150L133 151H135V149H133V147H131ZM150 148V149H149ZM175 148H176V150H175ZM184 148V149H183ZM12 149V150H11ZM24 149V150H23ZM43 150V151H41V150ZM48 149H50V151L48 150ZM56 149H58V150H56ZM61 149V150H60ZM66 149V150H65ZM153 149H154V151H153ZM175 150V152H177V151H179L180 153L178 154L177 153V155L175 156L172 152L171 153H167V152H169L170 150L171 151H173V150ZM189 149V148H188ZM68 150H69V152L71 153L69 156L71 157V160H70V157L69 156H66L67 154L66 153H69L68 152ZM72 150H73V147H72ZM125 150H129L128 152H126ZM183 150V152H181ZM187 150V151H186ZM252 150V151H251ZM27 151V152H26ZM32 151V152H31ZM41 151V152H40ZM46 151V152H45ZM57 151V152H56ZM64 151V152H63ZM67 151V152H66ZM74 151V150H73ZM144 151H147V152H145V154H144ZM155 151H157V152H155ZM235 151V152H234ZM236 151H238V152H236ZM251 151V152H250ZM258 151H260L259 153H258ZM25 152V153H24ZM33 152H35V154L33 153ZM51 152V153H50ZM55 154V156L53 155V153ZM123 152H125L124 154H125V156L123 155ZM133 153V155L130 157V155L129 154H132ZM174 152V151H173ZM245 153L244 155H243V153ZM254 153V154H251V153ZM18 153V154H17ZM29 153V154H28ZM33 153V154H32ZM44 153V154H43ZM47 153V154H46ZM74 154H75V152H73ZM126 153H129V154H127L126 155ZM145 155V157H144V155ZM164 153H166V154H164ZM184 153V154H185ZM239 155H238V154ZM241 153V154H240ZM8 154V155H7ZM20 154V155H19ZM31 154V155H30ZM48 154H50V156H51V158H49L50 156L48 155ZM52 154V155H51ZM57 154H59L58 155V158H59V160H58V158H57ZM95 154H98V153H95ZM174 155V157L172 156V155ZM262 154V155H261ZM10 155V156H9ZM36 155V156H35ZM46 155H48V157L46 158ZM120 155V156H121ZM128 155H129V157H128ZM169 155V156H168ZM178 155H179V157H178ZM243 155V156H242ZM250 156V157H248V156ZM4 156V157H3ZM7 156H9V157H11L10 159H12V162H13V164H12V162H11V160L9 159V157H7ZM32 156H34V157H32ZM43 156V157H42ZM52 156H54V157H56L55 159H54V157H52ZM63 158H61V157ZM64 156H66V158L64 157ZM98 156H100V153H99V155ZM97 155H96V157L97 158H100V157H98ZM228 156L230 157L229 159H228ZM235 156H238V158L239 159H237L236 158V160H235ZM246 156V157H245ZM9 159H7V158ZM23 157V158H22ZM25 157V158H24ZM69 157V158H68ZM129 158L130 160L128 161V159L127 158ZM169 157V158H168ZM172 157V158H171ZM176 157V158H175ZM248 157V158H247ZM252 157V158H251ZM13 158H17L16 160H13ZM34 158V159H33ZM45 158V159H44ZM50 160H49V159ZM69 160H68V159ZM73 158V159H72ZM125 158V159H124ZM151 158V159H150ZM177 158H179V159H177ZM261 158V159H260ZM6 159H7V162H6ZM41 159V161H39ZM44 159V160H43ZM53 159V160H52ZM60 159H62V160H60ZM96 159V158H95ZM136 159V160H135ZM178 161H177V160ZM248 159H250V160H248ZM18 160V161H17ZM22 162H21V161ZM26 160V161H25ZM46 160V161H45ZM97 160H99L98 161V163L100 164V159H96V161ZM166 160V161H165ZM168 160V161H167ZM172 160V161H171ZM176 160V161H175ZM218 160V161H217ZM225 160V161H224ZM229 160H231V161H233V162H230ZM243 162H242V161ZM248 160V161H247ZM252 160V161H251ZM260 162H259V161ZM45 161V162H44ZM55 161H57V162H55ZM95 161V160H94ZM107 162H105L104 163V161H102L103 163V165L104 164H109L108 163V159L106 160ZM111 161H113V160H111ZM131 161V162H130ZM134 161V162H133ZM150 162L149 164L147 163V162ZM157 161V162H156ZM198 161V163H196ZM214 161H216V162H214ZM220 161L222 162H224L223 163V165H220ZM240 161V162H239ZM247 161V162H246ZM250 161V162H249ZM256 161V165H254V162ZM19 162H21V163H19ZM27 162V163H26ZM39 162V163H38ZM42 162H44L45 163V165H43L44 163H42ZM50 162V163H49ZM118 162V163H117ZM180 163V164H178V163ZM211 162V163H210ZM229 162V163H228ZM242 162V163H241ZM257 162H258V164H257ZM6 163V164H5ZM26 163V164H25ZM72 163H75V165L76 166H74V164H72ZM95 163V162H94ZM98 163H95L96 165L98 164ZM135 163V164H134ZM145 163H147L146 165H145ZM192 163L193 164H195L196 165V167H195V165H192ZM215 163V164H214ZM237 163L239 164V165H237ZM240 163H241V165H240ZM259 163H261L262 165H263V167H262V165L260 164L259 165ZM5 164V165H4ZM18 164V165H17ZM40 164H41V166H40ZM98 164V165H99ZM118 164V165H117ZM126 164V165H125ZM144 164V165H143ZM154 164V165H153ZM156 164V165H155ZM217 164V165H216ZM218 164L221 166V167H219L218 168ZM228 164H229V167H230V170H228L229 169V167H228ZM19 165H20V167H19ZM29 165V166H28ZM32 165V166H31ZM59 165H60V167H59ZM79 165V166H78ZM114 165H117V166H114ZM137 165V166H136ZM143 165V166H142ZM149 165V166H148ZM152 165V166H151ZM216 167H215V166ZM233 166L232 168H236V170L235 171H233L234 169H232L231 168V166ZM251 165H253L252 167H251ZM10 166V167H11ZM35 166V168L37 169H35L34 170V167ZM46 166V167H45ZM56 166V167H55ZM78 166V167H77ZM99 166H101V165H99ZM126 166H127V168H126ZM132 166H134V167H132ZM147 166V168H145ZM162 166V167H161ZM172 166V167H171ZM204 166V167H203ZM225 168H224V167ZM255 166V167H254ZM258 166H261V167H258ZM0 167V168H1ZM28 167V168H27ZM44 167H45V169H44ZM48 167V168H47ZM55 167V168H54ZM67 167H69V168H67ZM76 169H75V168ZM142 167V168H141ZM154 167V168H153ZM178 167V168H177ZM25 168V169H24ZM39 168V169H38ZM64 168V169H63ZM114 168L115 169H118V171L116 170V172H114ZM135 168V169H134ZM140 168H141V170H140ZM144 168L146 169L145 171H144ZM157 168V169H156ZM167 168V169H166ZM176 168V169H175ZM193 168V169H192ZM208 168V169H207ZM223 168V169H222ZM228 168V169H227ZM263 168V169H262ZM12 169V168H11ZM18 169H22V171L21 170H18ZM28 169H30V171H32L33 172V170L35 171V173L33 172H29V170ZM50 170V172L48 173V171ZM51 169H53V170H51ZM54 169H55V171H54ZM59 169V170H58ZM68 169H70V171H72V173L73 174H71V172L70 171H67ZM127 169H132L131 170V172H129L130 170H128L127 171ZM138 169H139V171H138ZM161 169V170H160ZM179 169V170H178ZM182 169V170H181ZM183 169H185V170H183ZM210 169V170H209ZM40 170V171H39ZM42 170V171H41ZM44 170V171H43ZM61 170H62V172H61ZM147 170H149V171H147ZM156 170V171H155ZM212 170H214V171H212ZM228 170V171H227ZM261 170V171H260ZM28 173H27V172ZM53 171H54V173H53ZM60 171V172H59ZM66 171V175L64 176L63 175V173ZM142 171H144V172H142ZM173 171V172H172ZM177 171L179 172V174L177 175ZM211 171V172H210ZM25 173V174H22V173ZM43 172V173H42ZM45 172H46V174H55L54 175V179H53V175H52V178L51 179H53V181L50 179V178H48V177H46L47 175L45 174ZM58 172V173H57ZM129 172V173H128ZM149 175L150 174V176H148V175H146V173ZM185 172H187V173H185ZM192 172V173H191ZM201 172V173H200ZM231 172H232V176H230L231 175ZM236 174H235V173ZM13 173V172H12ZM20 173V174H19ZM29 173H30V176H29ZM31 173H32V175H34V176H32L31 175ZM37 173V174H36ZM60 173V175H63L65 178H66V180H65V178L63 177V179H62V181H65L64 182V184H62V182L60 183L59 181H61L60 179H58V174ZM132 173V174H131ZM145 173V174H144ZM159 173V174H158ZM170 173V174H169ZM175 173V174H174ZM230 173V174H229ZM233 173H234V175H233ZM262 173V174H261ZM28 174V175H27ZM76 174V175H75ZM110 174V173H109ZM113 174L111 173L110 175H112V176H109L110 178V180H112V178H113ZM117 174H115V175H117ZM169 174V175H168ZM171 174L173 175V177L171 176ZM190 174V175H189ZM200 174V175H199ZM203 174V175H202ZM216 176H215V175ZM13 175V174H12ZM22 175V176H21ZM37 175V179H36V176ZM42 176L41 178H40V176ZM59 175V176H60ZM69 175V176H68ZM71 175V176H70ZM114 175V177H116ZM144 175H146V176H144ZM177 175V176H176ZM263 175V176H262ZM32 176V177H31ZM67 176H68V178H67ZM83 178H82V177ZM126 178H124V177ZM127 176H129V177H127ZM147 176H148V178H147ZM180 176V177H179ZM190 176V177H189ZM204 176V177H203ZM212 176V177H211ZM39 177V178H38ZM43 177H45V179L43 178ZM55 177H56V179H55ZM72 177V179H76L77 181H75V185L77 186V183L76 182H78V187H76V188H79L78 189V191H80L79 193L81 194V197L80 196H78V195H76L77 193L75 192L76 191V188H74L75 190H73V186H74V184L72 185V188H70L69 189V187L71 186L70 184L71 183H74V182H72L73 180H69L70 178ZM75 177V178H74ZM136 177V178H135ZM139 177V178H138ZM146 177V178H145ZM179 177V178H178ZM203 177V178H202ZM210 177L212 178V179H210ZM219 177V178H218ZM261 178V179H259V178ZM20 178H23L22 180L20 179ZM30 178V179H29ZM61 178H62V176H61ZM78 178V179H77ZM118 178H121L122 179V181H121V179H119L118 180ZM123 178H124V180H129L130 181V185L132 184V186H130L129 185V181H128V186H127V181H124L123 180ZM218 178V179H217ZM6 179V178H5ZM25 179V180H24ZM40 179V180H39ZM42 179H44V180H42ZM47 179V181L45 182V180ZM49 179L51 180L50 182H49ZM113 179H116V178H113ZM138 179V180H137ZM184 179V180H183ZM216 179V180H215ZM235 179V180H234ZM237 179V180H236ZM28 180V181H27ZM34 180V181H33ZM57 180H58V182H57ZM67 180H68V182H67ZM140 180V181H139ZM151 180V181H150ZM199 180H201V181H199ZM212 180V181H211ZM227 180V181H226ZM6 181V180H5ZM23 183H22V182ZM39 181H41V182H39ZM42 181H44V182H42ZM71 183H70V182ZM82 181H83V183L84 184H82ZM119 181H121V182H119ZM221 181L223 182V183H221ZM258 181V182H257ZM31 182H33V186L31 185ZM52 182H54V184H56V185H58L59 183V185L58 186H56L55 187V185L52 183ZM90 184H88V183ZM186 182V183H185ZM226 182V183H225ZM240 182V183H239ZM36 183H37V185H36ZM38 183H40L39 185H38ZM52 183V184H51ZM66 183H68V185L66 184ZM86 183V184H85ZM123 183V184H122ZM170 183H172V184H170ZM176 183V184H175ZM233 183V184H232ZM237 183V184H236ZM62 184V185H61ZM112 184V185H111ZM225 184H226V186H225ZM27 187H29V188H27ZM30 185V186H29ZM54 185V186H53ZM80 185V186H79ZM136 185H138V186H136ZM140 185V186H139ZM143 185V186H142ZM214 185V186H213ZM34 186H36L35 188H33ZM54 187V190H52L53 189V187ZM67 186H69V187H67ZM83 186H85V187H83ZM113 186V187H112ZM121 186V187H120ZM131 187V189H130V187ZM230 186V187H229ZM234 186V187H233ZM237 186V187H236ZM244 186V187H243ZM261 187V189H259V187ZM51 187H52V189H51ZM75 187V186H74ZM83 189H82V188ZM141 189H140V188ZM187 187V188H186ZM241 187V188H240ZM254 187L256 190H253L252 188ZM25 188H27V189H29L30 191H31V189L33 190V191H31V193H30V195H27V194H24V196H23V194L21 193V192H28V190L27 189H25ZM44 188V189H45ZM50 188V189H49ZM56 188V189H55ZM64 189V190H61V189ZM126 190H125V189ZM137 188V189H136ZM176 188V189H175ZM184 188H185V190H184ZM189 188V189H188ZM35 189V190H34ZM81 189V190H80ZM84 189H86V190H84ZM88 189V190H87ZM133 189V190H132ZM22 190H24V191H22ZM69 190V191H68ZM71 190V191H70ZM84 190V191H83ZM96 190H97V192H96ZM117 190H119V191H117ZM123 190V191H122ZM179 190V191H178ZM236 190V191H235ZM238 190V191H237ZM241 190V191H240ZM18 191V192H17ZM63 191V192H62ZM93 191V192H92ZM115 191H117V192H115ZM126 191V192H125ZM139 191H141V192H139ZM183 191H185V192H183ZM200 191V192H199ZM225 191H227V192H225ZM230 191V192H229ZM233 191H235L236 193V195L235 194H233ZM244 191V192H243ZM251 191H253V192H251ZM257 191V192H256ZM260 191V192H259ZM14 194H13V193ZM33 192V193H32ZM60 192H61V194H60ZM65 192H66V194H65ZM89 192V193H88ZM229 192V193H228ZM78 193V194H79ZM119 195H118V194ZM121 193H122V195H121ZM124 193H126V194H124ZM145 193V194H144ZM177 193V194H176ZM192 193V194H191ZM194 193H196L195 195H194ZM226 193V194H225ZM253 193H255L254 195H253ZM5 194H2V195H5ZM17 194V195H16ZM32 194V195H31ZM68 194V195H67ZM79 194V195H80ZM82 194H84V195H82ZM86 194V195H85ZM100 194H102L101 195V199H103V200H100ZM140 194V195H139ZM150 194V195H149ZM11 195V197H12V199L10 198V197H8V196H10ZM13 195H14V197H13ZM21 197V195H22V197L20 198L19 196ZM118 195V196H117ZM141 195H143V196H141ZM187 195V196H186ZM194 195V196H193ZM202 195V196H201ZM206 195V196H205ZM263 195V196H262ZM61 196V197H60ZM78 196V197H77ZM84 196V197H83ZM85 196H87L86 198H88V199H86L85 198ZM89 196V197H88ZM115 196V197H114ZM1 197H3V196H0V198ZM28 197H32V199L31 198H28ZM63 197H65V198H63ZM83 197V198H82ZM186 199H185V198ZM196 197V198H195ZM199 197V198H198ZM230 197V198H229ZM254 197V198H253ZM9 198V199H8ZM14 198V199H13ZM18 198V199H17ZM23 198V199H22ZM30 199L29 201H28V199ZM58 198V197H57ZM82 198V199H81ZM92 198V199H91ZM192 198V199H191ZM225 200H224V199ZM235 198L237 199V201L239 202H237L236 200H235ZM2 199V198H1ZM8 201H7V200ZM27 199V201H25ZM54 198H52L51 200H49L50 202L53 200ZM69 199H70V201H71V203H70V201H69ZM85 199V200H84ZM89 199H91V200H89ZM96 199H98V200H96ZM120 199V200H119ZM137 199V200H136ZM255 200L256 199V201H252V200ZM5 200V201H4ZM16 202H15V201ZM17 200H19V201H17ZM22 200V201H21ZM82 200V201H81ZM87 200V201H86ZM112 200V201H111ZM131 200V201H130ZM150 200V201H149ZM159 200V201H158ZM242 200V201H241ZM247 200H249V201H247ZM260 202H259V201ZM6 201L8 202V204H6ZM25 201V202H24ZM60 202L62 201V200H59ZM69 201V202H68ZM74 201V202H73ZM94 201H96V202H94ZM113 201H115V202H113ZM121 201V202H120ZM166 201V202H165ZM184 201V202H183ZM227 201V202H226ZM244 201V202H243ZM10 202H12V203H10ZM23 204H22V203ZM50 202H48V203H50ZM57 204H56V203ZM84 202H85V204H84ZM86 202L88 203V204H91V205H88V204H86ZM90 202V203H89ZM102 202V204H100V205H102L101 207H100V205H99V203H101ZM105 202H108V203H105ZM129 202V203H128ZM131 202V203H130ZM159 204H158V203ZM223 202V203H222ZM247 202V203H246ZM259 202V203H258ZM262 202V203H261ZM14 203H15V205H14ZM93 203V204H92ZM96 203H98V204H96ZM114 203V204H113ZM200 203V204H199ZM213 203V204H212ZM225 203V204H224ZM227 203H229V205L227 204ZM9 204H11V205H9ZM56 204V205H55ZM121 206H120V205ZM125 206H124V205ZM128 204V205H127ZM135 204H136V206H135ZM137 204H138V206H139V208L137 207ZM180 204H182V205H180ZM192 204V205H191ZM194 204V205H193ZM212 204V205H211ZM245 204V205H244ZM257 205V206H254V205ZM262 204V205H261ZM7 205V206H6ZM19 205V206H18ZM49 205H51V206H53L52 205V203L51 204H49ZM67 205V206H66ZM71 205H74V207H76V209H74V207L72 208V206ZM86 206L85 208L84 207H81V206ZM87 205H88V207H87ZM94 205V206H93ZM110 205H111V207H110ZM142 205H145V206H142ZM166 205V206H165ZM217 205V206H216ZM219 205H220V207H219ZM223 205V206H222ZM236 205V206H235ZM261 205V206H260ZM13 206V208H11ZM133 206V207H132ZM162 206H164V207H162ZM168 206V207H167ZM174 206V207H173ZM201 206V207H200ZM203 206V207H202ZM208 206V207H207ZM222 206V207H221ZM227 206V207H226ZM230 208H229V207ZM233 206V207H232ZM252 206V207H251ZM14 207H16V208H14ZM92 207H94V208H92ZM108 207V208H107ZM109 207H110V209H109ZM118 207V208H117ZM167 207V208H166ZM205 207V208H204ZM232 207V208H231ZM260 207V209H258ZM3 208H4V210H3ZM8 208H9V212H8ZM68 208H67V210H68ZM115 208V209H114ZM141 208H142V210H141ZM149 208H151V209H149ZM178 209V210H175V209ZM209 208H211V210H209ZM222 208V209H221ZM251 208V209H250ZM105 209V210H104ZM117 209V210H116ZM128 209V210H127ZM130 209V210H129ZM135 211H134V210ZM180 209V210H179ZM221 209V210H220ZM225 209V210H224ZM249 209V210H248ZM254 209V210H253ZM258 209V210H257ZM262 209V210H261ZM70 210H68V212L67 213H69V211ZM74 210V211H73ZM123 210H125V212L123 211ZM127 210V211H126ZM133 210V211H132ZM204 210V211H203ZM207 210H209V211H207ZM234 210V211H233ZM237 210V211H236ZM252 210V211H251ZM259 210H261V211H259ZM8 213H7V212ZM19 211H17V212H19ZM76 211V212H75ZM97 211V212H96ZM102 211H104V212H102ZM106 211V212H105ZM138 211H140V212H138ZM153 211V212H152ZM178 211V212H177ZM221 211H222V213H221ZM233 211V212H232ZM257 211V212H256ZM3 212H4V214H3ZM87 212V213H86ZM100 212V213H99ZM107 212H109V214L107 213ZM116 213V214H114V213ZM174 212V213H173ZM73 213V214H72ZM82 213V214H81ZM98 213V214H97ZM104 214L103 216L102 215H100V214ZM113 213V214H112ZM125 214V216L123 215V214ZM130 213V214H129ZM192 213V214H191ZM88 214V215H87ZM95 214V215H94ZM112 215V217H109V215ZM120 214H122L121 216H120ZM189 216H188V215ZM203 214V215H202ZM205 214H207V216L205 215ZM219 214V215H218ZM221 214V215H220ZM229 214V215H228ZM253 214V215H252ZM28 215V214H27ZM53 215V214H52ZM80 215H81V218H80ZM86 217H84V216ZM91 215H93V216H91ZM97 215V216H96ZM108 215V216H107ZM110 215V216H111ZM115 217H114V216ZM127 215V216H126ZM139 215H141V217L139 216ZM178 215V216H177ZM198 215V216H197ZM210 215H212V216H210ZM6 216V215H5ZM4 216V217H5ZM83 216V217H82ZM182 216H183V219H182ZM202 216V217H201ZM221 216V217H220ZM228 216V217H227ZM4 217H2V218H4ZM25 217H27V216H25ZM24 217V220L26 219ZM31 217V216H30ZM103 217V218H102ZM105 217V218H104ZM119 217V218H118ZM124 217V218H123ZM125 217H126V219H127V221L126 220H124L125 219ZM129 217V218H128ZM173 217V218H172ZM175 217V218H174ZM195 217V218H194ZM200 217V218H199ZM226 217V220H224L223 218H225ZM32 219H34V220H36V218H34V216L33 217H31ZM30 218V219H31ZM71 218V219H72ZM84 218V219H83ZM102 218V219H101ZM116 218V219H115ZM152 218V219H151ZM156 218V219H155ZM164 218V220H162ZM181 218V219H180ZM28 219V218H27ZM26 219V220H27ZM31 219V220H32ZM77 219H78V221H77ZM80 219H82V221L80 220ZM86 219V220H85ZM87 219H88V221H87ZM94 220L95 221V219H98V220H96L95 221V223H94V221H92V220ZM118 219V220H117ZM158 219V220H157ZM159 219H160V221H159ZM189 220L190 219V221H191V223L190 222H186L185 220ZM23 220V221H24ZM29 220V219H28ZM28 220L26 221V226H27V228L29 229L30 227V225H31V223H28ZM34 220H32L33 222H35L36 223V221H34ZM99 220H100V222H99ZM110 220V221H109ZM179 220H181V221H179ZM30 221V220H29ZM104 221V222H103ZM117 221H118V223H117ZM193 221H194V223H193ZM214 221V222H213ZM217 223H216V222ZM32 222V224L34 225V223ZM81 222V223H80ZM88 222V223H87ZM93 222V223H92ZM98 224H97V223ZM115 222H116V225H115ZM123 222V223H122ZM186 222V223H185ZM24 223H25V221H24ZM24 223H23V226H24ZM84 223V224H83ZM105 223V224H104ZM120 223V224H119ZM125 223V224H124ZM147 223V224H146ZM151 223V224H150ZM180 223H184L183 225L181 224V225H178V224H180ZM213 223H215V224H213ZM262 223V224H261ZM30 224V225H29ZM82 224L84 225V226H82ZM87 226H86V225ZM90 224V225H89ZM92 224V225H91ZM100 224V225H99ZM113 224H114V226H113ZM168 224V225H167ZM186 224H187V226H186ZM189 224L191 225V226H189ZM218 224H220V225H218ZM259 224V225H258ZM29 225V226H28ZM103 225V226H102ZM119 225V226H118ZM126 226V228L127 227H129V228H125V226ZM164 227H163V226ZM178 225V226H177ZM211 225V226H210ZM247 225V226H246ZM249 225V226H248ZM253 225V226H252ZM256 225V226H255ZM261 225V226H260ZM25 226V227H26ZM32 226V225H31ZM102 226V227H101ZM110 226H112V227H110ZM121 226H123L122 228H121ZM171 226V227H170ZM179 226H181V227H179ZM186 226V227H185ZM199 226V227H198ZM202 226V227H201ZM219 228H218V227ZM246 226V227H245ZM256 228H255V227ZM86 227V228H85ZM88 227V228H87ZM90 227V228H89ZM110 227V228H109ZM116 227V228H115ZM157 227V228H156ZM169 229H168V228ZM183 227V228H182ZM248 227V228H247ZM251 227V228H250ZM254 227V228H253ZM260 227V228H259ZM262 227V228H261ZM33 228H35V227H33ZM102 228V229H101ZM114 228V229H113ZM173 228V229H172ZM179 228V229H178ZM188 228V229H187ZM197 228V229H196ZM31 229H32V227H31ZM89 229V230H88ZM105 229V230H104ZM129 229V230H128ZM155 229V230H154ZM167 229V230H166ZM222 229H223V232H222ZM226 229V230H225ZM243 229V230H242ZM244 229H245V231H244ZM33 230V229H32ZM99 230V231H100ZM132 230V231H131ZM160 230V231H159ZM167 231V233H166V231ZM175 231V235H174V231ZM179 231V234H178V231ZM182 230V231H181ZM203 232H202V231ZM206 230V231H205ZM238 230V231H237ZM35 231V232H34ZM36 228H35V230H33V232L34 233H36ZM88 231H90V232H88ZM126 231V232H125ZM130 231V232H129ZM172 231V232H171ZM186 231V232H185ZM226 231V232H225ZM227 231H228V233H229V236H228V233H227ZM233 231V232H232ZM240 231V232H239ZM257 231V232H256ZM117 232V233H116ZM120 232V234H121V236H119L120 234H118ZM134 234H133V233ZM159 232V233H158ZM182 232V233H181ZM199 234H198V233ZM216 232V233H215ZM238 232V233H237ZM39 233V232H38ZM133 234V237H131L132 236V234ZM163 233V234H162ZM189 233V234H188ZM195 233V234H194ZM212 233H214V234H212ZM227 233V234H226ZM248 233V234H247ZM253 233V234H252ZM33 234V233H32ZM118 234V235H117ZM155 234V235H154ZM159 234L161 235V236H159ZM170 234V235H169ZM181 234V235H180ZM223 234V235H222ZM227 236H226V235ZM230 234L232 235V236H230ZM251 234V235H250ZM257 234V235H256ZM260 234V235H259ZM36 235H38L37 236V239H35V240H39L38 238H41L40 236H41V234H40V236H39V234H37L36 233ZM174 235V236H173ZM178 235H180V237H178ZM246 235V236H245ZM35 236V235H34ZM83 236V235H82ZM122 236H124V237H122ZM129 238H128V237ZM144 238H143V237ZM187 237V238H185L184 239V237ZM194 236L197 238H194ZM202 236V237H201ZM215 236H217V238L215 237ZM223 236H224V238H223ZM255 236V237H254ZM80 237V236H79ZM127 237V238H126ZM160 237V238H159ZM228 237V238H227ZM229 237H230V239H229ZM242 237L244 238V239H242ZM35 238H36V236H35ZM82 238V237H81ZM142 238V239H141ZM166 238H168V239H170L169 241L166 239ZM175 238V239H174ZM199 238H203V239H199ZM205 238V239H204ZM223 238V239H222ZM161 239H163V241L161 240ZM191 239V240H190ZM194 239V240H193ZM226 239V240H225ZM227 239H228V241H227ZM233 239V240H232ZM80 240V239H79ZM90 240V241H89ZM127 240V241H126ZM129 240V241H128ZM138 240V241H137ZM139 240H140V242H139ZM165 240V241H164ZM167 240V241H166ZM172 240H174V241H177L176 243L174 242V241H172ZM185 240V241H184ZM197 240V241H196ZM200 240H202V241H200ZM205 240V241H204ZM208 240V241H207ZM235 240V241H234ZM136 241V242H135ZM142 241V242H141ZM170 241H172V242H170ZM178 241H179V243H178ZM182 241V242H181ZM199 241V242H198ZM209 241H210V243H209ZM219 241V242H218ZM237 241V242H236ZM82 242V243H83ZM127 242H128V244H127ZM140 244H139V243ZM144 242H146V243H144ZM174 242V243H173ZM202 242V243H201ZM205 242V243H204ZM224 242V243H223ZM231 242V243H230ZM18 243H19V241H17V240H14V241H11V242H8L7 244H5L4 245V247L7 245V249L9 250V252L8 253H10V251L11 250H14L15 248H13L15 245L14 244H16V245H18ZM125 243V244H124ZM130 243V244H129ZM132 243V244H131ZM136 243V244H135ZM143 243V244H142ZM182 243H184V244H182ZM212 243H213V245H212ZM230 243V244H229ZM236 244L235 245V247H231L232 245L231 244ZM12 244V245H11ZM133 244L135 245V246H133ZM139 244V245H138ZM145 244V245H144ZM207 245V247H206V245ZM210 244V245H209ZM11 245V246H10ZM14 245V246H13ZM125 245V246H124ZM130 245V246H129ZM147 245V246H146ZM149 245V246H148ZM184 245V246H183ZM225 245H231V246H228V247H224ZM244 247V249L242 248V246ZM13 246V247H12ZM141 246V247H140ZM176 246V247H175ZM207 248V249H205V247ZM209 246V247H208ZM210 246H211V248H210ZM215 246V247H214ZM234 246V245H233ZM241 246V247H240ZM24 248L26 247V246H23ZM134 247V248H133ZM143 247V248H142ZM146 247V248H145ZM166 247V248H165ZM173 247L175 248V249H173ZM181 247H183L184 249H182ZM187 247V248H186ZM230 247V248H229ZM239 247V248H238ZM22 248V247H21ZM90 248H92V245L90 246ZM133 248V249H132ZM137 248L139 249V251L137 250ZM167 249L168 250V252L165 250V249ZM176 248H177V250H176ZM208 248H210V249H208ZM216 248H217V250H216ZM225 248V251L223 250ZM242 248V249H241ZM6 249V248H5ZM6 249V250H7ZM136 249V250H135ZM146 249H148V250H146ZM165 251H164V250ZM173 249V250H172ZM178 249H180V250H178ZM206 251H205V250ZM215 249V251H216V253H215V251H213V250ZM230 249H232V250H230ZM26 250H27V247H26ZM25 250V251H26ZM133 250V251H132ZM142 250V251H141ZM190 250V251H189ZM209 250V251H208ZM219 250V251H218ZM223 250V251H222ZM226 250H228L227 252H226ZM95 251V250H94ZM94 251H92L93 253L91 254L92 256H95V254L96 255H99L100 257H98V258H101L102 256L100 255V254H98V252H94ZM184 251V252H183ZM188 251H189V253H188ZM108 252H109V254H108ZM112 252V250L110 251V250H108V251H106V252H104V253H102V254H104L103 255V257H102V259H97V260H100V264H115V262H116V264H134V263H132V262H127V261H129L130 259V257L129 258H124V256L123 255H120L121 257H119V253H117L116 252V254H115V252L114 253H111ZM132 252H134V253H132ZM206 252H207V254H206ZM209 252V253H208ZM212 252V253H211ZM219 252H223V253H220L219 254ZM7 253V254H8ZM15 254V256H14V254ZM139 253V254H138ZM164 253V254H163ZM170 253H172L173 255V257H169V255H170ZM175 253V254H174ZM191 253V254H190ZM196 253V254H195ZM234 253V254H233ZM13 256H11V255ZM10 254H8L7 256H5V261H6V259L8 260V259H10L9 261H11V260H13L14 261V259H16L18 256H17V251H16V253H15V251L13 252V251H11V253ZM107 254V255H106ZM118 254V255H117ZM184 254V255H183ZM188 254H190V255H188ZM195 254V255H194ZM219 254V255H218ZM229 254V255H228ZM241 254H243V251H242V253ZM249 254V253H248ZM37 255V256H36ZM115 255V256H114ZM137 255V256H136ZM181 255V256H180ZM183 255V256H182ZM216 255V256H215ZM221 255V256H220ZM223 255V256H222ZM227 255V256H226ZM245 255V254H244ZM48 255H46V254H44V255H39V254H33L32 256H30L31 258H27V259H29V260H31V261H27V263L29 264L30 262V264H41L42 262L41 261H43V263L44 264H48V262H47V260H48V258H46ZM109 256V257H108ZM114 256V257H113ZM140 256V255H139ZM220 256V257H219ZM234 256H237L238 257V260H236L237 259V257H234ZM243 256V255H242ZM248 256H250V255H248ZM247 256V254L244 256V259H245V257H248ZM7 257V258H6ZM15 257V258H14ZM39 257V258H38ZM43 257H45V260H44V258ZM141 257H142V255H141ZM179 257V258H178ZM180 257H181V259H180ZM212 257V258H211ZM214 257V258H213ZM252 257V256H251ZM261 257H262V259H261ZM13 258V259H12ZM34 258H35V260H34ZM143 258V257H142ZM177 258V259H176ZM252 258H254V256L252 257ZM47 259V260H46ZM113 259V260H112ZM123 259V260H122ZM128 259V260H127ZM144 259V258H143ZM212 259V260H211ZM214 259V260H213ZM217 259V260H216ZM34 262H33V261ZM41 260V261H40ZM125 260V261H124ZM132 260V259H131ZM178 260V261H177ZM184 260V261H183ZM195 260V261H194ZM197 260V261H196ZM227 260V261H226ZM38 263H37V262ZM49 261V260H48ZM111 261V262H110ZM115 261V262H114ZM118 261H119V263H118ZM136 261H134V262H136ZM139 261H141V258H139ZM138 261V263L136 262L135 264H140L142 261L144 262V260H142L141 262H139ZM209 261H210V263H209ZM220 261V262H219ZM230 261V262H229ZM249 261V260H248ZM40 262V263H39ZM47 262V263H46ZM83 262V261H82ZM121 262V263H120ZM122 262H124V263H122ZM177 262V263H176ZM181 262V263H180ZM188 262V263H187ZM191 262V263H190ZM244 263V264H247V263ZM70 263V262H69ZM77 264H80V262L78 263V262H76ZM76 263H74L73 262V264H76ZM88 263H90V264H96L97 262H95V263H92V262H87L86 264H88ZM173 263V264H174ZM249 263H251V260H250V262ZM68 264V263H67ZM70 264H72V263H70ZM82 264H85V261H84V263H82ZM97 264H99V261H98V263ZM141 264H143V263H141ZM144 264H145V262H144Z\"/></svg>","mask_w":264,"mask_h":264}]
</instances>
